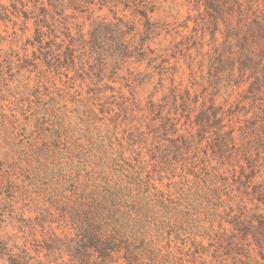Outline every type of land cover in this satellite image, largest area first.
Listing matches in <instances>:
<instances>
[{"label":"trees","instance_id":"obj_1","mask_svg":"<svg viewBox=\"0 0 264 264\" xmlns=\"http://www.w3.org/2000/svg\"><path fill=\"white\" fill-rule=\"evenodd\" d=\"M21 2L25 25L28 21L33 25L32 57L27 60L35 82L11 95L15 120L22 111L28 124L43 118L74 121L80 129L92 128L103 137L116 135L121 128L129 142L130 157L125 160L129 182L148 186L156 175L166 179L175 187L176 206L184 215L226 216L232 230L217 234L220 243L239 237L264 250V0H188L196 15L194 25L209 37L208 51L198 48L202 60L208 62L217 90L238 95L235 108L218 103V95L191 96L173 77L168 93L154 99L167 77L165 58L152 64L159 56L147 57L153 52L147 44L160 30L150 19L157 9L154 0ZM95 7L108 9L112 18L93 20L88 37L80 31L70 35L68 11ZM0 56L12 64L2 48ZM132 60L147 62L140 84L151 83L155 74L159 77L145 102L131 82L129 96L113 85L119 70ZM3 74L0 67V77ZM45 136L49 139L50 133ZM69 159L77 185L73 208L77 239L70 240L67 251L80 264H134L126 256L130 249L123 237L95 225L109 220L103 215H120L117 206L81 189L109 182L107 177L102 181L89 174V160L81 152ZM19 239L16 234L0 235V264H43L34 263L26 239L22 243ZM34 252L53 261L50 245Z\"/></svg>","mask_w":264,"mask_h":264},{"label":"rangeland","instance_id":"obj_2","mask_svg":"<svg viewBox=\"0 0 264 264\" xmlns=\"http://www.w3.org/2000/svg\"><path fill=\"white\" fill-rule=\"evenodd\" d=\"M154 1L157 9L150 14V19L160 30L158 35L152 34L147 44L153 51L147 57L159 56L152 64L165 58L167 67L164 86L159 87L154 99L168 93L173 77L180 90H189L191 96L218 95L216 101L224 103L225 108L236 106L238 95L227 96L224 89L217 90L210 78L208 62L202 60L198 49L208 51L209 37L202 36L199 27L194 25L196 15L188 0ZM68 14L70 35L80 31L85 37L93 20L113 16L108 9L96 7L93 11H68ZM25 15L21 0H0V48L12 63L0 56V67L4 70L0 77V235L16 234L20 237L19 243L26 239L34 263L80 264L67 251V244L77 239L73 218L77 185L69 156L81 152L89 160V174L102 181L106 176L109 181L88 184L81 189L85 187V192L108 198L120 214L103 215L109 220L95 225L102 224L105 233L114 232L123 237V244L130 249L126 256L134 264H264V250L248 246L246 239L218 241L221 230L227 233L232 230L226 216L184 215L176 206L175 187L166 179H158L156 175L148 186L137 180L129 182V166L125 162L130 157L129 142L126 131L121 128L116 135L103 137L92 128L80 129L74 121L57 123L43 118L28 124L22 111L18 122L15 120L9 103L11 95L35 82L27 60L32 57L29 41L33 25L30 21L25 25ZM134 40L139 42L140 36L135 35ZM146 63L145 60L130 61L119 70V77L112 84L117 90L122 87L129 96L127 85L131 82L137 97L145 102L159 78L155 74L151 83L140 84L139 79L147 73ZM46 132L50 133L49 139H45ZM142 175L145 176L144 172ZM46 245L54 248L53 261L44 253L36 256L34 252L38 246Z\"/></svg>","mask_w":264,"mask_h":264}]
</instances>
